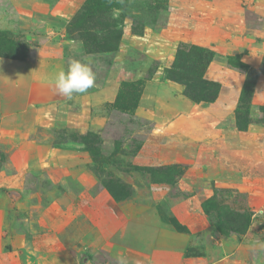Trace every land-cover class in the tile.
<instances>
[{"label":"rangeland","instance_id":"obj_1","mask_svg":"<svg viewBox=\"0 0 264 264\" xmlns=\"http://www.w3.org/2000/svg\"><path fill=\"white\" fill-rule=\"evenodd\" d=\"M81 1L61 18L38 9L32 16L0 0L1 54L26 60L54 47L48 28L62 27L66 66L87 58L95 73L94 87L71 100L63 96L69 105L53 108L52 119L24 92L0 91V264H264V178L236 173L228 160L218 169L221 183L188 174L194 152L171 151L186 137L151 117L153 110L164 113L162 85L184 95V86L162 73L180 43L214 51L210 63L222 81L237 83V73L245 81L246 72L227 57L241 59L263 41L264 16L249 0H235L249 5L243 18L218 0H119L125 6L102 13L103 20L122 22L118 50L106 52L100 39L82 38L71 27ZM251 5L264 9V0ZM82 28L102 34L97 18ZM260 107L250 106L246 131L264 127ZM241 141L237 157L257 159L258 150Z\"/></svg>","mask_w":264,"mask_h":264},{"label":"crops","instance_id":"obj_2","mask_svg":"<svg viewBox=\"0 0 264 264\" xmlns=\"http://www.w3.org/2000/svg\"><path fill=\"white\" fill-rule=\"evenodd\" d=\"M12 1L16 4L17 8L24 9L25 12L32 13L33 11L32 16L35 10L38 9L45 16L57 15L61 18L70 17L80 7L82 2L81 0H56L54 3L45 0ZM218 1L221 6L218 5L227 11L231 8L230 4H233V9L239 14L240 18H243L242 11H244V8H249L247 7L249 5L251 9L253 8L252 10L264 16V9H260L257 5L255 8L252 7L251 3L253 0H249L251 2L249 5L235 0ZM226 1L229 4L223 5L221 3H226ZM48 29V32L53 34L52 37L55 39L54 47H41L38 52L33 53L26 60H13L0 57V91L1 93L7 91L8 93L10 91L24 92L28 104H32L35 109H38L37 107L48 108V113L47 111H43V115H49L50 119H52L54 117L52 115L55 113L52 112L53 108L62 109L63 106L69 105L67 99L62 100L63 96L57 93L54 85L57 73L67 69L65 55L61 49L62 43H66L67 40L63 39L62 27L53 26ZM262 37L263 41H254L256 42L255 45L248 47L247 52H241L240 54L242 61L258 69L260 72L251 98L252 106H264V72H262L261 68L264 55V36ZM214 68L213 63H210L205 74L206 79L215 82L221 81L222 83V89L214 102L208 105L198 104L178 91L176 95H170L165 91V88L169 86L162 85L163 88H161L159 95L165 98L160 101L165 104L164 113L160 114L157 110H153L154 113L151 117L155 122L168 121L165 126H168L171 132L173 131L178 135L186 137L187 143L177 142L175 145L176 150L171 151L173 154V152L179 151L180 147L181 154L183 149H187V157H191L189 153L193 154L194 152L193 155H196L197 159L195 158V161L197 162L190 164L187 170L188 174L214 180L216 184L221 183L225 180V174L218 172V169H220L223 161L228 160L235 167L236 173L240 170H247L251 173L250 175H260L264 178V127L262 129L255 128L252 131L249 130L244 133L237 130L236 127L235 110L237 98L244 83V77L237 73V83H226L225 80L222 81L219 76L217 77V72L213 71ZM231 73H233V70H231ZM148 82L146 84L150 83ZM172 83L175 84V82ZM104 92L105 94L100 92L101 100H106L108 96L107 91ZM168 100L174 104L175 108L168 104ZM6 105L9 107L13 106L11 101L7 102ZM142 105L143 99L140 101L138 108ZM0 113L3 115L5 112L0 110ZM41 117L42 115L38 116L39 123V119H42ZM43 120H45L44 117ZM39 123L34 122L33 125L37 127ZM242 137L246 139L245 147L251 150L254 148L258 150L259 156L257 159L251 158L247 161L243 160V162L237 157L236 149L239 146L242 147ZM198 159L203 160L204 163L202 164L208 166L207 174V169L205 170L201 167L202 164L198 162ZM194 196L190 197L193 198ZM198 209H200V206Z\"/></svg>","mask_w":264,"mask_h":264},{"label":"trees","instance_id":"obj_3","mask_svg":"<svg viewBox=\"0 0 264 264\" xmlns=\"http://www.w3.org/2000/svg\"><path fill=\"white\" fill-rule=\"evenodd\" d=\"M125 6L121 5L119 0H86L81 10L77 12L70 24L72 28H79V35L82 38L90 40H101L98 48L106 52L117 51L122 36V22L112 20L106 21L101 19L102 13L112 8L120 9ZM97 18V24L102 32L92 33L91 30L85 31L86 22ZM0 57H8L0 53ZM215 52L201 45L193 43H180L175 57L169 66L163 68L162 73L165 79L176 82L184 86V95L191 101L208 105L216 100L220 92V84L205 78V72L214 59ZM14 60H22L18 57H11ZM227 63L235 68L242 69L246 72V78L240 91L238 105L235 110L236 127L240 131H246L251 122L249 111L251 98L257 82V69L250 66L236 56H228ZM264 115V106L260 107ZM176 225V223H175ZM220 224L217 221L216 227ZM177 229L182 228L177 225Z\"/></svg>","mask_w":264,"mask_h":264},{"label":"clouds","instance_id":"obj_4","mask_svg":"<svg viewBox=\"0 0 264 264\" xmlns=\"http://www.w3.org/2000/svg\"><path fill=\"white\" fill-rule=\"evenodd\" d=\"M95 73L91 67V60L72 59L66 70L57 73L54 79L55 90L61 96L71 100L74 94H84L94 87Z\"/></svg>","mask_w":264,"mask_h":264}]
</instances>
